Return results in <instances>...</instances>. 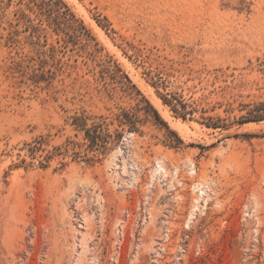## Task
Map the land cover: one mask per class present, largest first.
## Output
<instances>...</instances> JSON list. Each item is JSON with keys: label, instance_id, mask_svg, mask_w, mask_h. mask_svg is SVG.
I'll return each instance as SVG.
<instances>
[{"label": "rangeland", "instance_id": "obj_1", "mask_svg": "<svg viewBox=\"0 0 264 264\" xmlns=\"http://www.w3.org/2000/svg\"><path fill=\"white\" fill-rule=\"evenodd\" d=\"M261 102L264 0H0V264H264Z\"/></svg>", "mask_w": 264, "mask_h": 264}, {"label": "trees", "instance_id": "obj_2", "mask_svg": "<svg viewBox=\"0 0 264 264\" xmlns=\"http://www.w3.org/2000/svg\"><path fill=\"white\" fill-rule=\"evenodd\" d=\"M164 103H167L169 105H171L172 110L181 115L183 118H185V114L179 111L178 107L172 102L171 99L167 98V97H163L162 98ZM180 103V102H179ZM181 104V103H180ZM149 107L152 109V111L154 112V114L158 117V114L156 112V110L148 103ZM181 106H183L181 104ZM264 119V102L258 103L256 105H254L253 107L249 108L246 112V114H243L239 117V122L240 123H245V122H249V121H259ZM120 123L122 122L121 120L119 121ZM208 126H212V127H216L217 125H215L214 123H209L207 124ZM89 135V134H87ZM90 137V141H91V145L96 144V137H94L93 135L88 136Z\"/></svg>", "mask_w": 264, "mask_h": 264}, {"label": "bare ground", "instance_id": "obj_3", "mask_svg": "<svg viewBox=\"0 0 264 264\" xmlns=\"http://www.w3.org/2000/svg\"><path fill=\"white\" fill-rule=\"evenodd\" d=\"M154 99H156V98H154ZM157 99H158V98H157ZM155 101L157 102V100H155ZM157 104H158V102H157ZM173 123H174V122H173ZM176 124H177L178 126H177V125H175V123H174V126H177V127H179V129H180V128H182V129H183V128H186V127H187V126H186L184 123H183V124H181L180 122H177ZM175 128H176V127H175ZM185 130H186V129H185ZM183 131H184V130H183ZM162 168H163V167H162ZM163 172H164V171H163ZM165 174H166V172H165Z\"/></svg>", "mask_w": 264, "mask_h": 264}]
</instances>
